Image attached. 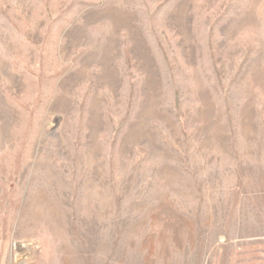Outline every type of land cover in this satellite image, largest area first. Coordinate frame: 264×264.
<instances>
[{"label": "rangeland", "instance_id": "obj_1", "mask_svg": "<svg viewBox=\"0 0 264 264\" xmlns=\"http://www.w3.org/2000/svg\"><path fill=\"white\" fill-rule=\"evenodd\" d=\"M243 252H264V0H0V264Z\"/></svg>", "mask_w": 264, "mask_h": 264}, {"label": "crops", "instance_id": "obj_2", "mask_svg": "<svg viewBox=\"0 0 264 264\" xmlns=\"http://www.w3.org/2000/svg\"><path fill=\"white\" fill-rule=\"evenodd\" d=\"M243 252V264H264V252L250 253Z\"/></svg>", "mask_w": 264, "mask_h": 264}]
</instances>
